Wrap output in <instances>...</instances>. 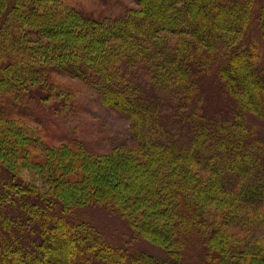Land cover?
I'll return each mask as SVG.
<instances>
[{
  "label": "trees",
  "instance_id": "obj_1",
  "mask_svg": "<svg viewBox=\"0 0 264 264\" xmlns=\"http://www.w3.org/2000/svg\"><path fill=\"white\" fill-rule=\"evenodd\" d=\"M134 1L122 16L99 18L59 0H0V264H244L249 255L264 264L260 244L242 248L232 238L230 248L225 232L239 203L264 204V148L245 117L264 121V64L245 37L254 21L264 40V0L257 8L253 0ZM64 71L130 121L138 158L91 166L82 147L44 144L23 123L31 98L61 96L54 73ZM209 76L232 104L224 120L203 107ZM12 158L51 164L60 184L83 192L78 200L119 212L165 255L128 253L71 221L66 195L60 201L6 174ZM99 173L112 188L101 187ZM213 202L226 209L220 220ZM194 236L206 248L202 261L187 254Z\"/></svg>",
  "mask_w": 264,
  "mask_h": 264
},
{
  "label": "rangeland",
  "instance_id": "obj_2",
  "mask_svg": "<svg viewBox=\"0 0 264 264\" xmlns=\"http://www.w3.org/2000/svg\"><path fill=\"white\" fill-rule=\"evenodd\" d=\"M59 1L62 2L63 6L80 9L93 17L99 18L119 17L126 10L137 8L134 0ZM253 1L255 8H257V4H260L261 0ZM176 37L172 36L173 40ZM245 37L247 41H251L256 45L261 54V62L264 64V40L258 35L254 21L248 27ZM67 38L70 42L90 41L85 37L75 39L70 35ZM57 39L58 37L55 36L53 40ZM80 46L78 50H84L85 47ZM96 52L101 53L102 51L99 48ZM212 78L209 76L202 83L203 107L210 116L224 120L230 117L232 104L230 99L217 88V85L212 83ZM54 81L60 89L61 96H52L45 102H40L38 97L31 98L28 101V107L23 118L25 125L37 129L44 144L56 146L64 143L72 147L76 145V149L82 147L87 152L85 154H92V157L85 160L91 166L98 168L104 167L103 160L117 164V161L124 155L132 156L134 159L138 158V153L134 150L137 143L131 134L130 121L125 116L113 108L102 106L96 92L67 71L54 73ZM245 117L248 126L253 130L254 136L260 139L264 148V121L250 113H246ZM0 138L2 139L3 135H0ZM3 147V142L2 144L0 142V148ZM36 152L40 157L45 154L40 150ZM104 154L111 157L105 158L107 156H102ZM40 157L38 160H40ZM10 160V169L6 174L11 175V179L17 181L19 185L60 201L66 195L68 197L66 205L71 207V211L68 213V218L71 221L83 222L94 227L105 240L126 249L128 253L146 251L156 256L165 255L162 248L138 236L136 231L132 230L125 219L119 215V212L113 209L110 210L103 205L78 200V196L82 191L60 184L57 181L55 172L49 171L51 164H48V167H44V165L38 167L34 166L29 160L17 158ZM118 168L112 170L113 174L110 178H113V180L120 175L118 172L124 170L120 166ZM0 173L2 175L5 172L0 170ZM199 174L203 182H206L208 175L204 172ZM99 177L101 187L112 188L113 181L111 182L110 178L103 176L101 179L102 174L100 173ZM226 199H231V196L226 197ZM208 208L217 220H220L226 211L221 202L210 203ZM229 217H231L230 223L232 224L230 227L225 228L230 243L229 247L234 248L235 243L232 239L234 238L238 239L239 247L242 248L254 243L260 244L262 254H264V204L258 206L255 203L249 206L239 203V208L236 209L235 214H229ZM187 254L195 261H202L206 255L204 242L194 236V239H191L190 243L188 242ZM243 263L262 264L251 260L250 255L243 259Z\"/></svg>",
  "mask_w": 264,
  "mask_h": 264
}]
</instances>
